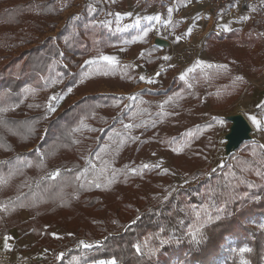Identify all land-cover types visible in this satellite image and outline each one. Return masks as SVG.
<instances>
[{"label":"rangeland","instance_id":"1","mask_svg":"<svg viewBox=\"0 0 264 264\" xmlns=\"http://www.w3.org/2000/svg\"><path fill=\"white\" fill-rule=\"evenodd\" d=\"M125 1L71 0L60 13L44 18L43 30L34 33L32 44L7 46L0 53L1 65L14 62L6 70V88L0 90V115L43 117L42 126L34 129L38 137L26 141L18 150L36 147L45 133V121L62 109L86 95L109 94L110 97L92 98L93 111L74 128L77 152L84 170L88 169L86 181L120 175L117 182L130 183L127 187L112 182L111 187L98 192L101 198L85 208L92 215L90 222L81 219L79 213H54L39 226L41 231H50L52 237L46 240L53 250L37 246L40 235L31 234L33 238H24L21 248L10 249L14 264H48L63 253L62 246L73 243L81 249L84 244L92 245L85 251L90 258L99 254L97 247L107 246L102 239L110 236L115 237L110 242H119L121 233L155 200L164 198L175 187L192 186L204 178L196 172L210 174L233 159L219 162L223 138L230 126L225 116L241 112L250 117L258 113L259 108L242 100L247 96L253 99L252 93L260 87L256 78L264 71L263 37L252 21L230 25L239 30V34L234 33L237 38L226 36L227 31L221 28L216 36L207 32L192 35L191 28L182 30L178 19L172 21L170 30L162 28L165 20L159 12L168 0H147L145 6L150 7L151 15L159 14L155 15L159 19L152 21L141 18L143 0ZM57 2L62 7L66 0ZM172 6L168 7L171 12L175 10ZM156 33L171 39L174 47L155 45L154 51L144 52L149 43L154 45L152 36ZM103 56L115 57V63L103 60ZM211 70L216 80L208 86L206 82L197 85L194 76H209ZM230 79L242 87L236 92L226 89ZM250 125V141L262 145L256 138L255 124L251 121ZM249 152L255 155L252 142L244 143L234 153L247 156ZM7 156L0 151V158ZM247 162L255 161L241 162L240 170L249 167ZM50 167L51 175L59 169L52 164ZM129 188L138 199L139 194L142 197L134 204H123L125 200L133 201L120 198L130 196ZM203 191L194 195L201 199ZM112 203L117 206L113 213L105 208ZM93 208L100 211L95 213ZM192 209L196 219L208 213L205 208L198 212L194 205ZM33 217L27 208L19 210L21 221ZM251 221L255 229L264 228V217ZM233 240L227 236L223 250L235 249L239 264H248L246 251H242L248 249L247 243L237 248ZM122 243L126 248V242ZM113 258L117 260L114 256L99 257L86 263L104 264ZM262 259L264 264V255ZM217 264H225L223 256Z\"/></svg>","mask_w":264,"mask_h":264},{"label":"trees","instance_id":"2","mask_svg":"<svg viewBox=\"0 0 264 264\" xmlns=\"http://www.w3.org/2000/svg\"><path fill=\"white\" fill-rule=\"evenodd\" d=\"M70 1L66 0L60 7L57 0H0V53L7 46L32 44L34 33L43 30L44 18L60 13L70 5ZM3 3H6V6H3ZM259 24L257 21L256 25ZM226 36L234 38L238 35L230 33ZM209 41L208 38L207 45ZM156 48L151 44L144 52L148 53ZM11 61L0 64V90L6 88V70L14 63ZM194 79L199 86L205 82L208 86L216 80L212 70L209 76L207 74L206 77H198L196 74ZM236 83L231 80L225 84V88L236 92L242 87L241 83ZM99 97L110 96L86 95L45 121V133L31 150L18 149H21L26 141L31 142L38 137L39 132H34V129L42 126L43 117L32 114L21 117L7 115L3 118L0 115V151L8 153L7 157L0 158L2 234L8 233L13 227L27 229L35 237L40 235L36 238L37 246L53 250L46 240L52 237L50 231L39 229L46 219L49 220L54 213H79L77 215H81V219L85 218L90 222L92 215L86 212L85 208L94 206L101 198L98 192L107 189L112 182L130 186L128 182H117L120 175L107 176L103 181H86L85 174L79 180L76 178L83 172L84 165L77 152V134L74 128L84 115L93 111V105L90 106L92 98ZM246 142H252L255 155L249 152L247 156H235L233 153L234 156L228 158L233 157L230 162L227 160L223 166L214 169L210 174L202 175L201 171L196 172L204 178H200L201 180L192 186L175 187L164 198L155 200L137 216L121 236L118 235L121 238L119 242H110L111 238H115L110 236L102 239V244L107 246L97 247L99 254L95 253L90 258L89 254L85 253L86 248L81 249L74 243L65 245L61 248L63 253L51 259L48 264H87L86 261L113 256L117 259L116 264H217V259L221 256L224 257L225 264H239L235 249L224 251L222 248L227 236L234 239V246L237 248L241 243H247L250 249L245 253L248 264H263L264 228L255 229L251 220L259 221L264 217V148L255 140L245 141L240 147ZM248 155L252 158H248ZM247 159L255 162H247L249 167L245 171L240 170V163ZM50 164L59 168V175L53 177L48 173L52 168ZM97 184L100 187H96ZM200 189L204 191L202 198L198 199L194 194ZM132 190L129 188L130 196L127 194L126 198H120L133 201L125 200L123 204H134L138 199L136 192ZM141 197L139 194L138 200ZM193 205L197 206L198 212L204 208L208 210L207 215L196 219ZM100 206L102 207L101 202ZM21 208H27L34 217L25 222L21 221ZM105 208L113 213L117 206L112 203L110 207ZM97 210L100 211V208H93L95 213ZM190 230H199L195 240ZM122 242H126V248ZM133 244L141 246V253L136 252Z\"/></svg>","mask_w":264,"mask_h":264},{"label":"crops","instance_id":"3","mask_svg":"<svg viewBox=\"0 0 264 264\" xmlns=\"http://www.w3.org/2000/svg\"><path fill=\"white\" fill-rule=\"evenodd\" d=\"M143 1V5L141 7H143L144 9L141 12L143 15L141 18H146V20L149 21L150 19H148V17H158L155 15L159 14L151 15L152 12L150 10V7L145 6L147 5L148 1ZM171 5H173L172 9H175L173 12L169 10V8H171ZM160 11L161 12H159V17L165 20L163 22L164 26L162 28H165V30L167 31L170 30L172 21L178 19L182 21V30L185 31V29L191 28L192 31L190 33L192 35L205 32H207L208 34H218L220 33V30L227 31L225 35L230 33L239 34V30L235 28L236 26L230 25H232L233 23L239 24L246 23V21H252L253 28L258 32V34L260 33L263 37L261 41H263L262 45L264 46V0H260L259 4L254 7L242 6L239 2L236 1L230 6L221 7V9H219L218 11H215L214 9L212 10V8H210L204 0H168L166 4L163 5ZM245 17H247V19H245ZM152 20L153 19H151V21ZM257 21L260 22L259 25H256ZM223 25L225 27L228 25L229 26L225 28ZM218 28L221 29L217 30ZM155 37H162L167 39L171 48H173L175 45V43L171 39H169L162 33H156L155 35H153L152 41H154ZM189 40L192 41V38H190ZM149 45H151V43H149L148 46ZM256 81L260 83V87H258L257 90H254V92L252 93L253 99L249 100V97L247 96V98L242 97V100L246 105L251 104V106L253 105L255 107H257V105H261V107H259L258 109V113L256 114V117L260 122L259 127L256 124L255 126L257 128L256 138L261 141L262 145H264V71L256 78ZM244 114L248 122L251 124L250 117L246 115V113ZM30 236L33 238V236L29 233V230H21L20 228L13 227L6 234H2L0 231V244L3 247L7 245L6 248L8 249L17 250L18 248H21L19 245L20 243L24 242V238L28 239ZM5 237H8V239L6 240ZM34 241L35 238L33 240H30V243H33Z\"/></svg>","mask_w":264,"mask_h":264},{"label":"water","instance_id":"4","mask_svg":"<svg viewBox=\"0 0 264 264\" xmlns=\"http://www.w3.org/2000/svg\"><path fill=\"white\" fill-rule=\"evenodd\" d=\"M154 45L168 46L169 41L162 37L154 38ZM225 120L230 122L228 131L224 135V153L227 155L225 161L240 147V145L251 140V125L241 112L225 116Z\"/></svg>","mask_w":264,"mask_h":264},{"label":"built area","instance_id":"5","mask_svg":"<svg viewBox=\"0 0 264 264\" xmlns=\"http://www.w3.org/2000/svg\"><path fill=\"white\" fill-rule=\"evenodd\" d=\"M211 8L218 11L223 6H230L234 2H239L242 6L254 7L260 0H206ZM15 259L10 249L0 244V264H14Z\"/></svg>","mask_w":264,"mask_h":264},{"label":"snow or ice","instance_id":"6","mask_svg":"<svg viewBox=\"0 0 264 264\" xmlns=\"http://www.w3.org/2000/svg\"><path fill=\"white\" fill-rule=\"evenodd\" d=\"M148 19H159L158 17H148ZM245 19H247V17H245ZM137 23H138V21H137ZM145 35H147V31H145ZM102 59L103 60H106V61H110V62H112V63H115V57H111V56H103L102 57ZM165 59H168V57H166ZM87 63V62H86ZM189 71H191V69H189ZM184 78V76H183V74L181 75V79H183ZM141 79H144V77H141ZM239 79H242V77L241 78H239ZM149 82H152V81H149ZM52 99H55V97H53ZM257 107L259 108V107H261V105H257ZM50 111H55V108H52V107H50V109H49ZM250 119H251V121L254 123V124H256L258 127H259V121H258V119H257V117L255 116V115H251L250 116ZM125 127H129V125H126ZM145 167H147V165H145ZM88 171V169H85V170H83V172H81V173H79L78 175H77V179L79 180V179H81V177L86 173ZM57 175H59V170H57L56 172H54L53 174H52V176L53 177H55V176H57ZM96 187H100V185L99 184H97L96 185ZM217 218H219V217H217ZM199 230H197V231H192V230H190V233H191V236H192V238L195 240L196 238H197V232H198ZM5 239L7 240L8 239V237H5ZM168 241H163V243H167ZM81 243H83V242H81ZM92 245H90V244H84V247L85 248H89V247H91ZM5 247H7V245H5ZM135 249H136V252L137 253H141V246L139 245V244H137V245H135ZM242 251H250V249H242ZM104 264H116V260L113 258L112 260H110V261H107V262H104Z\"/></svg>","mask_w":264,"mask_h":264},{"label":"bare ground","instance_id":"7","mask_svg":"<svg viewBox=\"0 0 264 264\" xmlns=\"http://www.w3.org/2000/svg\"><path fill=\"white\" fill-rule=\"evenodd\" d=\"M223 140H224V138H223ZM224 144H225V140H224ZM224 144H223V149H222L223 151L221 153V158H220L219 162H223L227 158V155L224 153Z\"/></svg>","mask_w":264,"mask_h":264}]
</instances>
